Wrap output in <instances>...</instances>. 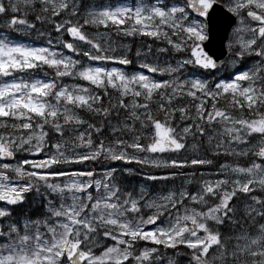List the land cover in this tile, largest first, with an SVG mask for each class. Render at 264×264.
<instances>
[{"label": "snow or ice", "instance_id": "obj_1", "mask_svg": "<svg viewBox=\"0 0 264 264\" xmlns=\"http://www.w3.org/2000/svg\"><path fill=\"white\" fill-rule=\"evenodd\" d=\"M0 28L47 35L0 34V264H159L160 247L168 264H264V0H0ZM112 32L162 46L128 74L97 63H130ZM103 161L200 171L149 197ZM88 163L102 171L62 170Z\"/></svg>", "mask_w": 264, "mask_h": 264}, {"label": "rangeland", "instance_id": "obj_2", "mask_svg": "<svg viewBox=\"0 0 264 264\" xmlns=\"http://www.w3.org/2000/svg\"><path fill=\"white\" fill-rule=\"evenodd\" d=\"M115 3L116 1H111V0H105L102 3ZM122 3L125 4H134L136 2V0H121ZM82 3V1H81ZM83 4V3H82ZM40 31L43 32L44 28L41 27ZM24 32H30V34L28 36H26L27 39H34V40H46L47 35L45 36H40L37 34L36 31H24ZM53 35H55V33L53 32ZM109 41L112 42L114 48H115V52L117 55H127L128 59H131L133 64L131 67H123L120 65H116V64H107L106 62H97V63H105L107 66L109 67H119L121 68L122 71L128 73V74H132L134 72L137 71H141L142 69H140L137 58H136V52L137 49L140 48L141 50H143V48L147 47L149 44L152 45V52H153V58L155 59V49L158 46H162L159 44V42H155L152 40V38H148V37H143V36H123L119 33H115L112 32L109 35ZM23 44H36V43H32L30 41H17ZM43 44V43H42ZM39 45V44H37ZM124 45H126L127 47H123ZM79 58V57H77ZM160 60L162 62H168L169 60H172V62H174V59L172 57L171 53L168 54H161L160 56ZM200 69H195L192 66H188L186 69H184V74L185 75H196V76H202V78L204 79H215L217 76H219L220 78H226L228 76V73L231 71V67H226L220 70V72H213L211 74H206L203 71H199ZM48 76H52V74L47 73ZM34 75H36L37 77L42 78L44 76V73L41 71H37ZM157 76H160L159 73H157ZM28 78V77H25ZM162 78H167L166 76L162 77ZM183 78V77H182ZM66 82H69L66 80ZM76 82H80L79 80H77ZM91 122V121H89ZM110 138V137H109ZM185 155V153H181V156ZM21 156L23 157V154H21ZM161 159H165L168 158L166 156H161ZM127 161H103V165L104 166H108V167H112V168H117V169H121V168H129L131 169V171H134L135 168L127 165L126 163ZM72 167H78L81 169L84 168H90V169H94L97 172H101L102 171V167H101V163H88L86 165H69V166H62V169L65 168V170H67L66 168H72ZM187 167L183 168L182 171L184 173L183 176H179L177 179L173 180H168L167 182L165 181H161V180H157L159 182L158 185H151L150 183H146L147 177H143L141 176L139 181H137V187L139 188L141 185L144 186V188L146 189L147 195L150 197L152 195L153 192H157V191H166L168 187H171L173 183L179 185L182 184L185 178L191 179L193 185L195 184V180L198 177V173L200 171L199 168L195 169L193 167H190V169L186 170ZM189 173H195L197 175L191 176L189 177L188 174ZM98 174V173H97ZM153 186V187H152ZM192 190H195L194 187ZM93 191L95 192L96 190L93 188ZM149 246H151V244H149Z\"/></svg>", "mask_w": 264, "mask_h": 264}, {"label": "trees", "instance_id": "obj_3", "mask_svg": "<svg viewBox=\"0 0 264 264\" xmlns=\"http://www.w3.org/2000/svg\"><path fill=\"white\" fill-rule=\"evenodd\" d=\"M83 4H87L90 2V0H81ZM104 0H96V2H102ZM0 34H4L7 35L9 39L11 40H27L26 36H28L30 34V32H9L7 29L5 28H0ZM29 40H33L37 43H45L44 40H34V39H29ZM28 41V40H27ZM49 73L52 74L48 69L47 66H45L43 73ZM85 118H87V115L85 114ZM227 159H235V158H227ZM243 162V161H241ZM127 165L135 168L134 171H130L127 173L123 172V168L119 169L120 174H122V186H123V190L124 191H130L134 188L137 187V181H139L140 177H147L149 175H160V173L163 171L162 169H158L155 168L151 165H142L139 164L135 161H127L126 162ZM191 166L187 167L186 170L190 169ZM67 170H69L70 168H66ZM197 169V168H195ZM62 170H65V168H63ZM97 172V171H96ZM98 174L100 172H97ZM148 180V179H147ZM146 183H150L151 185H158L159 182L156 181H151L148 180ZM153 187V186H152ZM47 198L49 200H52L54 203H59V199L56 196V194L53 193H47ZM43 202H44V190L43 188L41 189V193L39 195H37L35 193V191L33 190V193L29 196L28 198V204L26 205V212L29 214H32L33 216L35 214H40L43 215ZM144 215H147V210H145V212L143 213ZM143 246V244L141 245ZM173 250L171 249H165L163 247L159 248L158 251V256H159V264H168V257L170 255H173Z\"/></svg>", "mask_w": 264, "mask_h": 264}, {"label": "water", "instance_id": "obj_4", "mask_svg": "<svg viewBox=\"0 0 264 264\" xmlns=\"http://www.w3.org/2000/svg\"><path fill=\"white\" fill-rule=\"evenodd\" d=\"M223 57H221V59H222ZM108 62H114V63H119V61H108ZM130 65V63L128 64V65H125V66H129Z\"/></svg>", "mask_w": 264, "mask_h": 264}]
</instances>
